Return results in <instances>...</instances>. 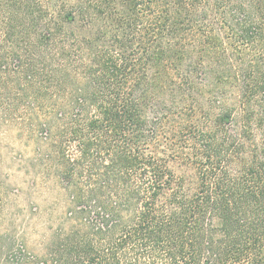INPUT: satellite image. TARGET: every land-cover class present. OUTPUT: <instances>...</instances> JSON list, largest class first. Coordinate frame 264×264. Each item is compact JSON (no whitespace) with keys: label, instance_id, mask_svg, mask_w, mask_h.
Here are the masks:
<instances>
[{"label":"trees","instance_id":"16d2710c","mask_svg":"<svg viewBox=\"0 0 264 264\" xmlns=\"http://www.w3.org/2000/svg\"><path fill=\"white\" fill-rule=\"evenodd\" d=\"M10 9L69 207L0 264H264V0Z\"/></svg>","mask_w":264,"mask_h":264},{"label":"rangeland","instance_id":"374dc122","mask_svg":"<svg viewBox=\"0 0 264 264\" xmlns=\"http://www.w3.org/2000/svg\"><path fill=\"white\" fill-rule=\"evenodd\" d=\"M11 1L0 0V57L7 58L0 63V263L20 250L43 255L44 241L69 207L58 175L59 145L44 125L47 109L33 100L22 74L31 40L10 22Z\"/></svg>","mask_w":264,"mask_h":264}]
</instances>
